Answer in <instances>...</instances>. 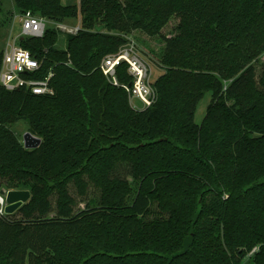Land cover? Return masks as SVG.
Returning a JSON list of instances; mask_svg holds the SVG:
<instances>
[{"label": "trees", "instance_id": "1", "mask_svg": "<svg viewBox=\"0 0 264 264\" xmlns=\"http://www.w3.org/2000/svg\"><path fill=\"white\" fill-rule=\"evenodd\" d=\"M66 1L0 0L83 28L64 50L51 28L20 41L53 94L0 88V187L31 193L18 217L0 213V264H264V0ZM137 32L162 41L164 69L139 110L128 66L119 85L101 71L129 43L119 33L145 43Z\"/></svg>", "mask_w": 264, "mask_h": 264}, {"label": "built area", "instance_id": "2", "mask_svg": "<svg viewBox=\"0 0 264 264\" xmlns=\"http://www.w3.org/2000/svg\"><path fill=\"white\" fill-rule=\"evenodd\" d=\"M21 26L20 36L10 39L3 48V61L0 71V88L7 91L26 89L35 95L53 94L50 71L40 78L42 64L33 54L20 45L22 39L43 38L48 29H55L66 36L77 35L83 30L82 24L68 25L56 23L31 12L16 16ZM125 63L132 83L124 85L131 100H138L143 108L152 107L156 92L150 78V65L136 50V43H128L119 53L106 57L101 65L104 76L114 85H119L117 68ZM5 202V204H4ZM5 197L0 195V213L4 214ZM5 215V214H4Z\"/></svg>", "mask_w": 264, "mask_h": 264}, {"label": "rangeland", "instance_id": "3", "mask_svg": "<svg viewBox=\"0 0 264 264\" xmlns=\"http://www.w3.org/2000/svg\"><path fill=\"white\" fill-rule=\"evenodd\" d=\"M66 3L79 4L80 0H68V1H66ZM18 15H20V13H18L12 7L11 4H6L5 7L3 8V10H0V45L2 46V48L5 47L6 43L10 39H14V38L20 36L21 26L19 24L18 19L16 20V16H18ZM177 23H178L177 18H174L173 20H171L169 25L164 29L163 34L167 37L172 36L174 27L177 25ZM66 24L71 25V26L79 25V24H81V20L80 19L79 20H71V21L66 22ZM115 33L118 34V32H115ZM119 35H122L123 37H125L129 43H132V42L136 43L137 52L140 54V56L145 61H147V63L151 67L150 68V71H151L150 72V78H151L152 83L154 84L155 80L159 76H161L163 74V71H164V69L158 65L157 58L153 54V52H158L159 49H161L163 47L162 41L158 38H155V39L148 38L144 34L138 33V32L136 33V35L138 37H140L141 40L145 41L146 44L142 43V42L138 41L136 38H134L135 35L132 36V35L124 34V33H119ZM67 38H68V36H66L64 34L60 35L59 42L57 44L58 49H60V50L66 49ZM255 65L258 68L257 69L258 73H261V69L264 65V55H262L259 58V60L255 63ZM211 99H212V95L210 93H208L205 96V98L200 102V104L198 106L197 113H196V117H195V122L197 124H201L203 119L205 118L207 108H208L209 104L211 103ZM130 101H131V105L135 109H137V110L143 109L142 103L139 102L138 100H131L130 99ZM12 130L18 136V138L20 139V141L22 143H24V136L30 132L28 124L24 121L18 122L15 125H13ZM120 170H122V173H123L122 176L127 177L128 180L132 183L133 179L131 177H129L128 175L126 176L125 167L121 168ZM1 191L8 192L10 190L7 189L5 186H3V187L1 186L0 192ZM72 193L74 196L77 197L76 191L73 188H72ZM97 196H98V193L94 189H91L86 201L93 198V197H97ZM84 206H85V203H82L80 205V208H84ZM16 214H14V215L17 216Z\"/></svg>", "mask_w": 264, "mask_h": 264}, {"label": "water", "instance_id": "4", "mask_svg": "<svg viewBox=\"0 0 264 264\" xmlns=\"http://www.w3.org/2000/svg\"><path fill=\"white\" fill-rule=\"evenodd\" d=\"M23 144L27 150H33L41 145V140L29 132L24 136ZM0 195L5 197L4 214L7 216L16 214L31 199V193L28 190L1 191Z\"/></svg>", "mask_w": 264, "mask_h": 264}, {"label": "bare ground", "instance_id": "5", "mask_svg": "<svg viewBox=\"0 0 264 264\" xmlns=\"http://www.w3.org/2000/svg\"><path fill=\"white\" fill-rule=\"evenodd\" d=\"M4 204H5V202H4Z\"/></svg>", "mask_w": 264, "mask_h": 264}]
</instances>
